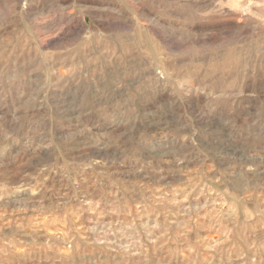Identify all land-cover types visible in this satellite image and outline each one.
I'll return each instance as SVG.
<instances>
[{"label":"rangeland","instance_id":"374dc122","mask_svg":"<svg viewBox=\"0 0 264 264\" xmlns=\"http://www.w3.org/2000/svg\"><path fill=\"white\" fill-rule=\"evenodd\" d=\"M0 264H264V0H0Z\"/></svg>","mask_w":264,"mask_h":264},{"label":"bare ground","instance_id":"6f19581e","mask_svg":"<svg viewBox=\"0 0 264 264\" xmlns=\"http://www.w3.org/2000/svg\"><path fill=\"white\" fill-rule=\"evenodd\" d=\"M141 36H144V34L141 35ZM157 36H158V35H157ZM160 37H161V36H160ZM149 38H150V37H149ZM149 38L147 37V39H146V38H145V39H146L147 41L150 42L151 40H149ZM140 39H141V38H140ZM136 40H137V38H136ZM161 40H163V39L161 38ZM131 41L134 42L135 40H131ZM132 42H131V44H132ZM134 43H136V42H134ZM134 43H133V44H134ZM137 43H138V40H137ZM151 43H152V42H151ZM165 43H166V42H165ZM133 44H132V45H133Z\"/></svg>","mask_w":264,"mask_h":264}]
</instances>
